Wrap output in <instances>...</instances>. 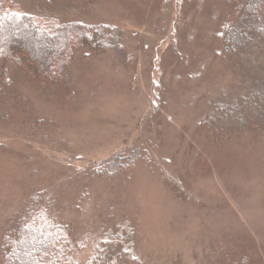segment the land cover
<instances>
[{"label":"rangeland","instance_id":"obj_1","mask_svg":"<svg viewBox=\"0 0 264 264\" xmlns=\"http://www.w3.org/2000/svg\"><path fill=\"white\" fill-rule=\"evenodd\" d=\"M13 1L107 22L114 48L76 51L57 84L10 64L0 93V261L7 227L33 203L70 224L77 264L111 233H133L139 264H264V108L231 119L241 97H264V36L222 53L228 25L252 36L264 12L230 16L231 0ZM40 23L20 22L12 42L35 41L55 63L60 48L36 32ZM117 152L135 156L109 170ZM46 213L17 244L25 260L43 262L42 242L56 248L53 229L36 233Z\"/></svg>","mask_w":264,"mask_h":264},{"label":"trees","instance_id":"obj_2","mask_svg":"<svg viewBox=\"0 0 264 264\" xmlns=\"http://www.w3.org/2000/svg\"><path fill=\"white\" fill-rule=\"evenodd\" d=\"M207 2H209L208 6L213 7L212 0H204V4ZM197 5V0H194L193 7ZM227 6L233 10L230 16L236 12L248 16H260L264 12V0H231ZM188 10H190V7ZM220 12L225 15L224 9ZM226 18L228 16L219 17V20H222L219 24L224 26ZM23 21L31 24L41 22L40 30L36 29V32H41L43 37L49 38L51 36L55 39L57 46L60 48L55 63H52V59H49L46 54H40L36 50L35 41L25 38L22 42L14 45L18 41V37H20L15 31L20 27V22ZM112 27L107 22L90 23L75 19L68 20V17L62 18L53 13L35 14L22 8L20 3L13 0H0V93L5 89L2 85L8 78L9 66L12 62H16L23 68L31 82H43L45 84H53L55 82L57 84L58 81L62 80L61 76L64 75L66 68L74 63L76 51H83L85 54H105L114 48V43H111L112 36L110 33ZM251 31H253L252 36L243 28L233 24L228 25L223 33V43L221 41L223 44V56L235 55L245 46L252 44L256 40L257 35L264 36V25L253 28ZM13 32H15L14 34L17 38V40L14 39L16 40L15 42L13 41L14 43L11 38ZM236 105L235 113L231 114V119L245 123L247 119L244 116L247 114L248 109L252 112L257 109V113L260 114L261 108H264V97L259 95L255 97L251 95L243 96L240 101H237ZM260 116H257V120ZM135 153L137 154V152ZM134 156H128L125 152H117L108 157L104 164L107 168L109 167V170H112L114 163L119 162L118 160L124 158L132 159ZM133 162L135 164V161ZM130 164L133 165V163L128 165ZM50 207L52 206H49L48 209ZM45 213L46 217H44L41 227L36 229V233L53 229L57 237L56 248L51 249L48 247L47 242H42L40 243L39 251L48 252L44 256L43 262H41L42 260L39 262L34 258L25 260L23 256L15 254L17 244L22 239L29 241L30 233L35 231L31 221L33 219L40 220V216ZM15 222L7 227L2 237L0 264H11L15 257L18 259V264H21L19 263L20 261L24 264H77L75 251L78 250L79 243L75 241L70 224L63 221L55 209L50 208L39 213L37 206L32 203L20 218V222L18 224ZM111 234H105L101 239H98L94 256L89 260L88 264H139L138 256H136V250L134 249L133 233L125 234V236ZM34 241L32 243L35 245Z\"/></svg>","mask_w":264,"mask_h":264}]
</instances>
